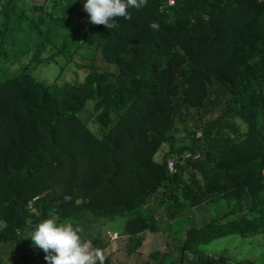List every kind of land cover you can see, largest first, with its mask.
Listing matches in <instances>:
<instances>
[{
  "label": "trees",
  "instance_id": "16d2710c",
  "mask_svg": "<svg viewBox=\"0 0 264 264\" xmlns=\"http://www.w3.org/2000/svg\"><path fill=\"white\" fill-rule=\"evenodd\" d=\"M85 2L0 0V264L50 214L74 227L124 218L128 254L170 224L180 246L161 264H242L203 246L264 232V0H148L113 29L89 21L80 47L107 66L94 62L83 82L8 73L2 62L24 55L27 36L37 63L65 54L72 43L58 35ZM89 105L99 133L82 118ZM222 201L221 215L174 225Z\"/></svg>",
  "mask_w": 264,
  "mask_h": 264
},
{
  "label": "rangeland",
  "instance_id": "374dc122",
  "mask_svg": "<svg viewBox=\"0 0 264 264\" xmlns=\"http://www.w3.org/2000/svg\"><path fill=\"white\" fill-rule=\"evenodd\" d=\"M83 6L84 4L78 8L72 26L65 31H61L58 35L59 43L66 38L72 43L65 54L60 55L53 62L37 63L34 59V43L28 41L27 39L31 37L27 36L24 37L27 44L24 55L18 58L11 55L2 62L8 73L14 75L21 68L28 66L36 79L64 85L83 82L94 62L98 67H106L104 59L96 55V49L89 47L88 44H83L80 47V44L84 41V28L89 24V16L84 11ZM55 51L57 49L46 51L42 55V59H47ZM93 114L94 108L89 105L82 113V118L88 123L92 131L99 133L100 125L93 120ZM225 209H227V205L224 201L220 203L219 208L215 207V203L204 204L190 212H184L176 218L174 225L185 221L188 215L191 218L185 222L201 225L218 214L221 215ZM51 216L55 215L50 214L45 219ZM124 220V218L119 217L113 221H104L83 215L82 219L78 221L77 227L82 229L80 234L83 240L90 241L88 240L89 237L95 238V234H101L100 242L96 245L91 242L92 247L103 249L105 256H110L115 264H161L165 257L177 254L180 242L175 230L170 228V224L165 225L162 231L147 232L142 247L138 251L128 254L125 245L127 238L122 235ZM36 225H32L25 231L22 244L7 247L3 254L5 263L29 264L31 261L33 264H48V261L44 258L46 253L41 249L37 251L29 237ZM178 229H180V226H178ZM203 247L210 252L225 251L236 257L242 264H264V232L249 236L228 234ZM34 250L37 253L35 252L36 254L33 256ZM154 251L160 252L157 261L152 260L150 257V253Z\"/></svg>",
  "mask_w": 264,
  "mask_h": 264
},
{
  "label": "clouds",
  "instance_id": "9594fccd",
  "mask_svg": "<svg viewBox=\"0 0 264 264\" xmlns=\"http://www.w3.org/2000/svg\"><path fill=\"white\" fill-rule=\"evenodd\" d=\"M147 3L148 0H86L83 7L90 23L113 29L118 26L116 17L130 20L128 9H141ZM81 232L79 227L58 223L51 216L37 224L29 237L36 248L46 253L44 258L48 264H105L104 250L93 248L91 241L82 239Z\"/></svg>",
  "mask_w": 264,
  "mask_h": 264
},
{
  "label": "built area",
  "instance_id": "2783aa9c",
  "mask_svg": "<svg viewBox=\"0 0 264 264\" xmlns=\"http://www.w3.org/2000/svg\"><path fill=\"white\" fill-rule=\"evenodd\" d=\"M168 2H169V4H174L175 3V0H168ZM176 163H177V159L175 157H172L168 161V168H169L170 171H174L175 170Z\"/></svg>",
  "mask_w": 264,
  "mask_h": 264
},
{
  "label": "crops",
  "instance_id": "0c3cea01",
  "mask_svg": "<svg viewBox=\"0 0 264 264\" xmlns=\"http://www.w3.org/2000/svg\"><path fill=\"white\" fill-rule=\"evenodd\" d=\"M124 225V224H123ZM9 246V245H8Z\"/></svg>",
  "mask_w": 264,
  "mask_h": 264
}]
</instances>
